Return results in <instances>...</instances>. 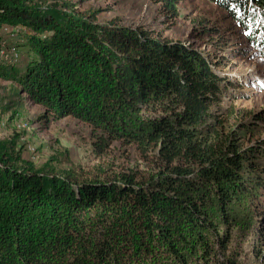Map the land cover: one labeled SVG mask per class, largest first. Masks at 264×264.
<instances>
[{
    "label": "trees",
    "instance_id": "1",
    "mask_svg": "<svg viewBox=\"0 0 264 264\" xmlns=\"http://www.w3.org/2000/svg\"><path fill=\"white\" fill-rule=\"evenodd\" d=\"M152 1L177 15V0ZM214 1L245 28L257 19L247 37L264 38V0ZM3 25L25 30L16 49L26 61L0 57L12 95L43 107L42 118L71 117L141 156L154 152L162 167L141 183L62 176L23 160L14 139L0 141V264H76L78 241L96 264H124L105 226L128 204L171 264H239L229 249L235 228L250 230L251 253L264 264V111L212 112L226 84L201 50L46 0H0ZM209 33L217 29L200 26L196 36ZM92 222L102 230H88Z\"/></svg>",
    "mask_w": 264,
    "mask_h": 264
},
{
    "label": "rangeland",
    "instance_id": "2",
    "mask_svg": "<svg viewBox=\"0 0 264 264\" xmlns=\"http://www.w3.org/2000/svg\"><path fill=\"white\" fill-rule=\"evenodd\" d=\"M46 3L55 8L68 4L76 12L94 16L98 24L115 21L121 26L152 31L158 38L191 44L214 63L215 71L225 79L221 102L212 107V112L230 108L240 116L239 113L264 111V38L258 33L259 42L255 44L244 35L246 31L250 35L257 32V19L252 30L245 28L214 0H177V15L173 18L152 0H46ZM200 26L213 27L217 34L200 38L196 36ZM24 32L17 27L0 26L2 60L16 66L26 61V53L16 49L24 42L21 36ZM12 86L11 81L0 77V141L14 139L22 159L35 168L62 176L67 172L124 174L141 183L162 167L154 152L141 156L133 146L107 140L101 131L74 118H42L44 108L31 104L24 94V97L12 95ZM258 134L264 136V130ZM125 207L119 208L122 212L119 218L105 226L113 232L124 264H171L156 231L149 232L143 227L139 209L133 204ZM150 218L157 223V218ZM159 222L169 225L164 218ZM93 227L95 231L102 230L99 222L89 224L88 230ZM250 234L248 229H233L229 249L235 252L239 264H257L251 253ZM136 236L143 249H136ZM86 248L83 241H78V249L70 255L77 257L73 259L76 264H96L91 256H86Z\"/></svg>",
    "mask_w": 264,
    "mask_h": 264
},
{
    "label": "snow or ice",
    "instance_id": "3",
    "mask_svg": "<svg viewBox=\"0 0 264 264\" xmlns=\"http://www.w3.org/2000/svg\"><path fill=\"white\" fill-rule=\"evenodd\" d=\"M236 15H237V16L240 15V12H239L238 9H236ZM250 34H251L250 31H246V32L244 33V35H246V36H248V35H250Z\"/></svg>",
    "mask_w": 264,
    "mask_h": 264
}]
</instances>
